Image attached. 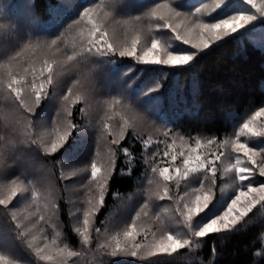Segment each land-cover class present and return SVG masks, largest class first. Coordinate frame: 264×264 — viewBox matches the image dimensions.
Returning a JSON list of instances; mask_svg holds the SVG:
<instances>
[{
  "label": "rangeland",
  "instance_id": "rangeland-1",
  "mask_svg": "<svg viewBox=\"0 0 264 264\" xmlns=\"http://www.w3.org/2000/svg\"><path fill=\"white\" fill-rule=\"evenodd\" d=\"M232 1L236 9L228 15L241 10L251 11L257 16L256 22L264 20V16L243 0ZM216 2L61 0V4L53 10L52 20L45 22L35 17L31 0H0V199L10 193L13 180L26 189L6 207L0 205V213L11 217L14 212L17 216L15 222L10 217L4 222L0 215V256L7 258V264H121L129 259L170 258L175 253H158L149 257L147 252L169 233L178 238H190L191 229L185 217L176 211L179 196L187 192L184 203L192 207L195 199L193 190L200 188V182L204 181L203 191L210 190L217 204L230 202L233 195L244 187L233 165L237 159L241 168L250 163L243 153L234 151L233 144L237 139L255 147L259 153L255 157L257 163L264 162V136L241 133L243 124L248 122L256 131H264V116L252 119L264 104L238 116L232 129L222 139L199 134L184 136L157 117L154 113L156 104H146L144 95H133L134 80L129 77L132 67H125L116 59L119 51L130 48L137 37L140 40L137 55H142L143 50L151 46L152 39L159 40L169 50L192 51L191 45L177 41L176 33L161 25L165 21L173 26L180 25V34L191 44H198L199 30L194 29V23L197 18L204 23L217 22L218 19L210 20L215 15L211 9ZM256 2L259 5L261 0ZM85 8L91 12L90 18L82 15ZM196 8L202 11L196 13ZM172 9L191 15L187 19L183 15L177 18ZM153 12L157 15L154 16ZM160 16L165 20L159 19ZM224 18L227 16L219 17ZM93 25L107 32L108 42L117 50L115 55H81ZM251 36L264 47L263 22ZM160 54L163 55V49H160ZM70 55L74 56L71 61L67 59ZM49 64L53 67V83H44L47 98L36 107L34 114H25L18 108L7 85L13 76L30 81L35 75L39 87L42 82L40 72L44 70L46 73ZM150 88L143 93H148ZM24 95L26 102L34 105V96L27 84ZM76 104H80L81 113L76 123L78 128L70 134V137L73 135V143L59 155L55 153L42 157L40 149L47 151L53 140L70 131L69 124H74L72 112ZM125 120L132 127L124 135L131 131L144 144V172L133 191L117 196L103 223H96L98 211L89 217L91 244H82V237L78 235V245L74 246L65 237L59 208L54 213V206L64 198L73 228L81 229L84 213L99 210V184L105 177L109 179L115 168V149L111 140L120 136ZM33 133L39 140L40 149L26 143ZM165 152L169 153L167 157ZM189 154L199 155L206 166L215 160L214 181L211 169H202L191 173L187 180H181L179 187L175 181L169 182L167 187L173 199L164 197L166 184L159 176V169L167 167L170 174L176 176L175 169L180 168L183 172V160ZM172 155L177 156L175 161L171 160ZM218 155L220 159L216 160ZM93 161L101 168L99 179L95 182L91 179ZM52 163L55 181L48 171ZM152 168L157 171L153 172ZM260 183H264V177L257 174L254 186ZM41 216L44 220L40 219ZM17 223L24 227L17 230L18 236H15ZM129 231L133 232V236H125ZM20 232L26 233L25 238H20ZM198 239L193 240L190 249L197 246ZM45 242L48 244L45 254L56 256L58 249L63 248V255L52 262L39 260L35 249L43 247ZM117 242L127 247L129 252L136 243L142 245V250L133 257L117 250ZM29 244L31 248L27 247ZM113 250L117 251V255H111ZM70 251L79 255L71 256ZM0 264H5V261H0Z\"/></svg>",
  "mask_w": 264,
  "mask_h": 264
},
{
  "label": "trees",
  "instance_id": "trees-1",
  "mask_svg": "<svg viewBox=\"0 0 264 264\" xmlns=\"http://www.w3.org/2000/svg\"><path fill=\"white\" fill-rule=\"evenodd\" d=\"M31 1L35 17L45 22L52 20L54 8L61 4V0ZM233 3L230 2L227 12L218 9L214 16H209L210 20L234 11L236 4ZM262 22L264 20L255 21L239 35L212 44L186 66L138 63L126 56L116 59L121 65L132 67L129 77L134 80L133 95H144L146 104H156L154 113L160 120L184 136L199 134L222 139L238 116L264 104V47L251 36ZM157 85L158 90L143 93ZM80 113V104H76L72 112L75 125ZM72 136L57 155L71 146ZM124 148L129 150L130 160L129 155L123 153ZM114 149L115 168L108 179L103 206L96 215L97 225L103 223L118 195L136 188L145 168V147L138 135L128 131ZM53 166V163L48 166L51 173ZM51 175L55 181L53 173ZM58 208L65 237L77 246L78 234L72 226L64 198L59 199ZM0 215L4 222L10 217L7 213ZM15 236H18L17 230ZM197 243L195 248L185 247L170 258L129 259L121 264H264V206L258 205L235 231L210 234L199 238Z\"/></svg>",
  "mask_w": 264,
  "mask_h": 264
},
{
  "label": "snow or ice",
  "instance_id": "snow-or-ice-1",
  "mask_svg": "<svg viewBox=\"0 0 264 264\" xmlns=\"http://www.w3.org/2000/svg\"><path fill=\"white\" fill-rule=\"evenodd\" d=\"M231 0H217L214 6L211 9V12H216L218 9L221 12H227L229 9V4ZM247 5H250L251 8L255 9L261 16H264V0H261V3L258 5L256 0H243ZM177 18H180L182 15L185 19L188 18V15L191 14H182L181 12L175 11ZM201 8H196V13H200ZM83 16L91 17V12L88 8L84 9L82 14ZM153 15H157L156 12H153ZM227 18L218 19L215 23H204L203 21L196 19L194 23V29H198L199 43L191 44L189 39L184 38L179 32L180 25L173 26L171 23L165 21L161 27L170 29L173 33H176L175 39L177 41H183L186 45H191L192 51H176L169 50L167 46L161 45L160 41L157 39L151 40V46L143 50L142 55H137V45L140 43L139 37L132 41L131 47L120 50L118 55L120 57H132L138 63L145 64H155V65H165V66H186L194 60V58L199 54L200 51L208 49L212 44L221 41L224 38H230L234 35H239L242 31L246 30L248 26L251 25V22L256 21L257 16L251 11H236L233 15H226ZM159 19L165 20V17L160 16ZM107 32L102 31L100 27L95 25L89 31V38L85 41L86 46L82 48L81 55H100L108 56L115 55L117 50L112 43H109L107 40ZM98 37V38H97ZM55 43V41H53ZM160 49H163V55L160 54ZM69 61L74 59V56H68ZM53 67L52 65H47L46 73L44 70L40 72L41 83L37 87L35 75L32 80H27L26 78L17 79L15 76L12 77L11 81L8 83L7 88L13 94L14 99L17 103L18 108L23 110L25 114H34L36 107L40 106L42 101L47 98V91L44 89V83L51 85L53 83ZM25 84L31 88V94L34 96V105H29L25 99ZM159 85L156 88H150L149 93L152 91L158 90ZM67 99V97H65ZM71 116V113H68ZM264 116V107L256 111L252 117L255 120L257 117ZM251 122L244 123L241 129L242 134H251L252 136H264V131H256L253 127L250 126ZM107 128V125H105ZM132 125L128 120H125L121 125V134L118 138H113L111 144L114 146L120 145V143L125 139L124 133L130 129ZM78 128L75 124H69V132H66L64 135L59 136L56 140H53L50 145L47 147V151L40 149L39 140L35 138V133L30 135L26 143L30 146H35L37 149H40V154L42 157H47L57 153L64 144L67 143L70 138L71 131H74ZM233 149L236 153H243L247 157L249 166L239 167L240 161L237 159L236 164L233 165V168L238 173V179L244 184V187L240 188L231 198L230 202L222 201L217 204L213 200L211 191L204 192V181L200 182V188L193 190V195H195L194 201H192V207H189L187 203H184V200L187 198L188 193L180 195L177 200V209L176 211L183 215L191 229L190 238H178L171 233L167 234L166 237H163L158 243L152 245L151 249L148 250L147 256H155L158 253H176L179 249H184L186 246L191 248L193 240L195 238H205L210 234H227L232 231H235L240 225L241 222L245 221V218L257 208L258 205L264 206V183H260L258 186H254L255 177L258 174L260 177H264V162L258 164L255 157L259 154L255 147H250L247 143H241L239 139L233 144ZM123 153L128 156L130 155L127 148L122 149ZM194 151V150H193ZM264 151V150H262ZM164 155L167 157L168 152H165ZM183 156V153H180ZM223 155V153H221ZM177 159L176 155L171 156V160L175 161ZM216 160L220 159V155L215 157ZM114 163V162H113ZM184 170L181 172L180 168H176V176H173L169 172V168L159 169V176L162 177L166 186L164 188V197L173 199V194L170 192L167 184L169 182L175 181L176 186L179 187L181 180H187L191 173L200 172L202 169L207 171L211 169L212 178L214 181L216 168L215 160L208 162L207 166L204 161L201 160L199 155L189 154L188 158L183 160ZM198 165V166H192ZM114 171V168H113ZM153 172H156V168H152ZM101 168L97 166L95 161L91 164V179L95 182L99 179V174ZM63 178V177H62ZM246 182V183H245ZM108 184V177H105L103 182L99 184V205L103 206V201L105 198L106 186ZM13 187L10 190V193L6 198L0 199V205L7 206L13 198H15L18 193L26 191V189L21 188L16 180L12 181ZM246 187V190H245ZM163 197H161L162 199ZM226 204V207H225ZM186 209V211H182ZM223 209V211H221ZM54 213L58 211V205L54 206ZM95 211H98V208L93 211H86L84 213L83 225L81 227L74 228V231L82 237L81 243L84 245L91 244V234L89 232V217L95 214ZM219 213V214H217ZM210 217V218H205ZM11 220L16 221L17 216L13 212L11 214ZM195 218V220H194ZM199 218V219H198ZM41 220H44V217H40ZM206 221V222H204ZM195 224V227H192ZM24 227L23 225L17 223L15 224L16 230ZM134 227V225H133ZM99 231V230H97ZM20 238H25L26 233L20 232ZM125 236H133V232L129 231L125 233ZM27 247L31 248L29 244ZM130 252L127 247H122L119 242L116 244V249L124 254H129L133 257L138 255V251L142 250L141 244H133ZM48 244L45 242L43 247H37L35 249V255L41 261H56L57 257H60L64 253V249H58L56 256L45 254ZM215 247H213V256H215ZM69 255L76 256L79 255L78 252L70 251ZM112 256L117 255V251L113 250L111 252ZM0 261H5L7 264V258L0 256Z\"/></svg>",
  "mask_w": 264,
  "mask_h": 264
}]
</instances>
